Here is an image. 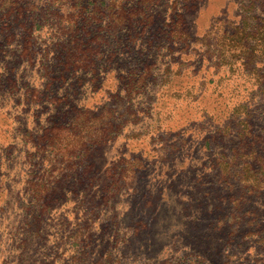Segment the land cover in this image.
Wrapping results in <instances>:
<instances>
[{
    "label": "rangeland",
    "instance_id": "rangeland-1",
    "mask_svg": "<svg viewBox=\"0 0 264 264\" xmlns=\"http://www.w3.org/2000/svg\"><path fill=\"white\" fill-rule=\"evenodd\" d=\"M70 1L28 7L67 19L56 11L76 12ZM120 6L135 17L90 36L92 68L47 76L22 48L44 51L58 23H16L12 40L0 27V84L12 85L0 86V264H16L22 237L36 250L31 185L43 172L56 186L45 217L65 251L56 264L77 250L57 239L85 237L90 218L93 258L108 264H264V0H110L113 20ZM68 111L71 126L102 113L115 132L88 158L59 159L63 178L37 152Z\"/></svg>",
    "mask_w": 264,
    "mask_h": 264
},
{
    "label": "trees",
    "instance_id": "trees-1",
    "mask_svg": "<svg viewBox=\"0 0 264 264\" xmlns=\"http://www.w3.org/2000/svg\"><path fill=\"white\" fill-rule=\"evenodd\" d=\"M71 2L74 4L72 7L76 9V12L56 11L58 14H66L67 19H57L55 12L49 14L52 17L49 19L48 17L46 18L48 10H38L28 7L30 0H0V10H2L0 12V27L4 31L3 35L7 40H12L15 35L14 26L16 23H18V26H26L28 24V28L34 27L32 28L34 30L32 31L33 33L43 30L46 20L58 23L53 35L52 45H49L44 51L41 53L37 51L36 53L38 54L31 55L25 48H22V53L25 56H28L33 61L38 60L43 66L44 76L50 75L49 67L55 64L59 66L63 65V68L68 69L92 68L97 50H94L93 45L92 47L90 46V36L96 33L95 38L92 40L95 42L101 41L102 37L100 35L108 32L114 33L115 29L118 30L125 21H132L135 17L134 11L129 12L123 6H120V11H116V14L122 17L113 20V10L111 11L110 8V0H72L69 3ZM137 22V20L132 22L133 27H130L131 32L135 30ZM32 32H30L31 42H36V38ZM135 57L138 64L142 63L143 59L141 56ZM128 78L135 81L134 85H143L147 79L143 73H136L133 77L129 76ZM5 84L12 86L6 80H2L0 86L2 87ZM98 117L102 124L94 120L92 112L79 111L75 114L73 126H71L70 111L61 113V116L55 121L54 125L42 135L40 140L42 145L40 151L37 152L39 155L37 158L42 157L46 159L49 155H54V159L48 158L51 162H54L53 170H57L58 174L62 175L63 178L69 176L66 169H64L65 167L61 168L60 165H57L60 160L62 161L64 157L68 160H73L74 155L80 157L81 160L84 156L88 158L92 154L95 145L105 144L114 137L115 130L113 127L104 124L103 121L106 120L104 115L98 113ZM107 122L110 123L109 120ZM55 146H57L56 149H54ZM32 163L35 165V162ZM91 167V165L88 166L90 171ZM52 174L53 172L51 176ZM63 178L59 180L63 181ZM90 180L94 179L90 178ZM54 182L55 180L52 181L43 172L31 185L33 195L37 200L41 201L40 204L38 203L37 214L34 216L36 223H34L33 228H35L33 233L30 234L31 236L34 234L37 237V246L36 250L32 251L27 246L28 241L22 237L18 242L20 249H18L16 264H56L55 259L61 257L65 252L64 250L59 252L57 250L59 243L55 239V234L60 235V232L52 235L51 232L53 231L47 226L48 223L45 220L46 215L52 210L53 204L56 201L53 198L56 190ZM86 222L88 228L85 237L79 238L76 241H70V235L57 239L62 241L67 248L70 245L77 247L76 252L72 253L65 261L63 260L61 264H108L106 255H100L96 259L93 258L95 252V234L92 231L94 218H90ZM131 242L134 243V241ZM87 244H89L88 248ZM111 252H117V250L112 249ZM76 254L79 256L76 257ZM119 264H124V261L121 260Z\"/></svg>",
    "mask_w": 264,
    "mask_h": 264
}]
</instances>
